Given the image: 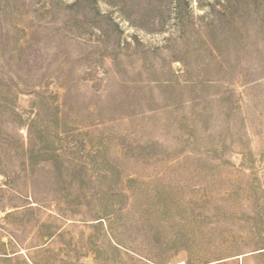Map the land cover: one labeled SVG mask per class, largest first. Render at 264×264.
Listing matches in <instances>:
<instances>
[{
	"label": "rangeland",
	"instance_id": "374dc122",
	"mask_svg": "<svg viewBox=\"0 0 264 264\" xmlns=\"http://www.w3.org/2000/svg\"><path fill=\"white\" fill-rule=\"evenodd\" d=\"M0 264H264V0H0Z\"/></svg>",
	"mask_w": 264,
	"mask_h": 264
}]
</instances>
